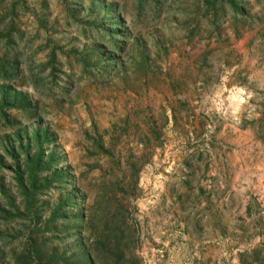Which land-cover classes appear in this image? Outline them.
<instances>
[{"label":"rangeland","instance_id":"rangeland-1","mask_svg":"<svg viewBox=\"0 0 264 264\" xmlns=\"http://www.w3.org/2000/svg\"><path fill=\"white\" fill-rule=\"evenodd\" d=\"M264 0H0V264H264Z\"/></svg>","mask_w":264,"mask_h":264},{"label":"trees","instance_id":"trees-1","mask_svg":"<svg viewBox=\"0 0 264 264\" xmlns=\"http://www.w3.org/2000/svg\"><path fill=\"white\" fill-rule=\"evenodd\" d=\"M89 255H90L91 261H93L95 264H101L102 263L98 254L90 253Z\"/></svg>","mask_w":264,"mask_h":264},{"label":"built area","instance_id":"built-area-1","mask_svg":"<svg viewBox=\"0 0 264 264\" xmlns=\"http://www.w3.org/2000/svg\"><path fill=\"white\" fill-rule=\"evenodd\" d=\"M262 194H264V190L262 191Z\"/></svg>","mask_w":264,"mask_h":264}]
</instances>
